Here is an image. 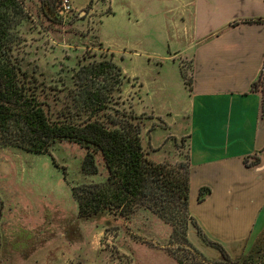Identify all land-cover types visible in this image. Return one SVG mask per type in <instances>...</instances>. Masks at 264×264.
I'll list each match as a JSON object with an SVG mask.
<instances>
[{"label": "rangeland", "instance_id": "1", "mask_svg": "<svg viewBox=\"0 0 264 264\" xmlns=\"http://www.w3.org/2000/svg\"><path fill=\"white\" fill-rule=\"evenodd\" d=\"M23 1L30 19L19 29L14 56L24 68L36 67L43 73L39 80L53 87L67 80L77 60L112 54L127 77L119 109L141 117L148 157L187 162L182 111L191 49L183 0H69L67 14L59 13L60 0H52L56 22L39 0ZM85 154L66 140L42 154L0 146V264H240L250 254L264 264V229L246 243L221 245L222 254L190 221L183 231L180 222L143 208L127 218L82 220L72 189L107 176L100 158L97 174L83 173Z\"/></svg>", "mask_w": 264, "mask_h": 264}, {"label": "trees", "instance_id": "2", "mask_svg": "<svg viewBox=\"0 0 264 264\" xmlns=\"http://www.w3.org/2000/svg\"><path fill=\"white\" fill-rule=\"evenodd\" d=\"M39 1L43 14L56 22L52 0ZM29 19L23 0H0V146L42 154L56 141L76 143L86 150L82 162L85 174L99 172L100 158L107 172L105 180L72 189L82 220L102 214L127 218L143 208L166 222H180L183 231L190 221L201 233L188 209V155L186 163L176 165L148 157L141 145V117L119 109L127 77L113 61V55L83 57L76 61L67 80L54 83L53 87L47 85L39 80L42 72L38 73L36 67L28 71L14 56L15 48L22 42L19 29ZM262 21L257 18L243 22ZM191 82L189 76V91ZM251 90L262 94L264 119V73ZM50 91L54 92L53 100ZM258 163V158L252 162L244 158L246 166ZM209 192L208 188H201L198 201H203ZM208 242L224 253L219 243ZM258 259L250 254L240 264H259Z\"/></svg>", "mask_w": 264, "mask_h": 264}, {"label": "crops", "instance_id": "3", "mask_svg": "<svg viewBox=\"0 0 264 264\" xmlns=\"http://www.w3.org/2000/svg\"><path fill=\"white\" fill-rule=\"evenodd\" d=\"M182 2L192 79L182 111L188 209L208 240L229 247L264 229L262 94L251 90L264 73V21L243 22L264 20V0ZM244 158L259 163L246 166ZM204 187L210 192L199 202Z\"/></svg>", "mask_w": 264, "mask_h": 264}, {"label": "built area", "instance_id": "4", "mask_svg": "<svg viewBox=\"0 0 264 264\" xmlns=\"http://www.w3.org/2000/svg\"><path fill=\"white\" fill-rule=\"evenodd\" d=\"M71 4L69 0H60L59 5V13L60 14H67L71 12ZM264 68V67H263Z\"/></svg>", "mask_w": 264, "mask_h": 264}]
</instances>
